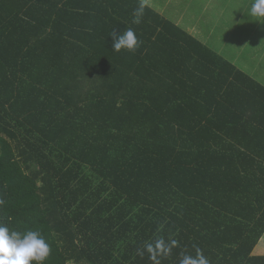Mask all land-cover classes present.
<instances>
[{
	"label": "trees",
	"instance_id": "16d2710c",
	"mask_svg": "<svg viewBox=\"0 0 264 264\" xmlns=\"http://www.w3.org/2000/svg\"><path fill=\"white\" fill-rule=\"evenodd\" d=\"M0 225L45 264H264V85L140 0H0Z\"/></svg>",
	"mask_w": 264,
	"mask_h": 264
},
{
	"label": "rangeland",
	"instance_id": "374dc122",
	"mask_svg": "<svg viewBox=\"0 0 264 264\" xmlns=\"http://www.w3.org/2000/svg\"><path fill=\"white\" fill-rule=\"evenodd\" d=\"M140 1L264 85V19L250 15L255 0Z\"/></svg>",
	"mask_w": 264,
	"mask_h": 264
},
{
	"label": "clouds",
	"instance_id": "9594fccd",
	"mask_svg": "<svg viewBox=\"0 0 264 264\" xmlns=\"http://www.w3.org/2000/svg\"><path fill=\"white\" fill-rule=\"evenodd\" d=\"M144 14V5L140 4L133 12V24L141 23ZM250 15L264 19V0H255L250 7ZM112 48L115 52L126 50L134 52L139 47V39L133 28L117 33L112 31ZM175 241L166 244L162 239L145 245L144 251L149 253V258L154 264H159L158 255H167L172 251ZM50 245L39 230H10L9 227L0 225V264H45L50 255ZM143 255V251L140 252ZM180 264H209L208 259L197 249V255L184 254Z\"/></svg>",
	"mask_w": 264,
	"mask_h": 264
},
{
	"label": "crops",
	"instance_id": "0c3cea01",
	"mask_svg": "<svg viewBox=\"0 0 264 264\" xmlns=\"http://www.w3.org/2000/svg\"><path fill=\"white\" fill-rule=\"evenodd\" d=\"M261 249H262V248H261ZM261 249L258 248V250H256V253H257V254H260V253L264 254V251H260Z\"/></svg>",
	"mask_w": 264,
	"mask_h": 264
}]
</instances>
